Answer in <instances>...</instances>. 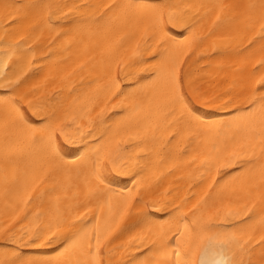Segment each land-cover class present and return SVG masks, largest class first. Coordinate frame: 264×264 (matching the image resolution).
Returning a JSON list of instances; mask_svg holds the SVG:
<instances>
[{
    "label": "snow or ice",
    "instance_id": "1",
    "mask_svg": "<svg viewBox=\"0 0 264 264\" xmlns=\"http://www.w3.org/2000/svg\"><path fill=\"white\" fill-rule=\"evenodd\" d=\"M0 264H264V0H0Z\"/></svg>",
    "mask_w": 264,
    "mask_h": 264
},
{
    "label": "bare ground",
    "instance_id": "2",
    "mask_svg": "<svg viewBox=\"0 0 264 264\" xmlns=\"http://www.w3.org/2000/svg\"><path fill=\"white\" fill-rule=\"evenodd\" d=\"M20 2H26V0H20ZM93 2H106V0H93ZM179 2V0H177ZM221 87H226V85H222ZM210 114H214L216 116H226L228 114L229 109L226 108H207L202 109Z\"/></svg>",
    "mask_w": 264,
    "mask_h": 264
}]
</instances>
